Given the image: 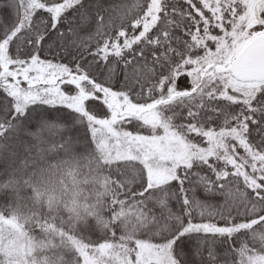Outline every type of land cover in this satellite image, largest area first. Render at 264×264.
<instances>
[{"label": "snow or ice", "instance_id": "6c2138e0", "mask_svg": "<svg viewBox=\"0 0 264 264\" xmlns=\"http://www.w3.org/2000/svg\"><path fill=\"white\" fill-rule=\"evenodd\" d=\"M0 264H264V0H0Z\"/></svg>", "mask_w": 264, "mask_h": 264}, {"label": "trees", "instance_id": "16d2710c", "mask_svg": "<svg viewBox=\"0 0 264 264\" xmlns=\"http://www.w3.org/2000/svg\"><path fill=\"white\" fill-rule=\"evenodd\" d=\"M37 192L40 193L39 196H37ZM96 192L97 186L94 183L81 184L79 199L83 202L85 198H94ZM22 195L24 199L21 203L26 214L36 212L41 217L49 215L48 207L49 199L51 198L52 204L59 208L60 215L65 219L70 214L71 202L74 198L70 179L55 171H46L43 174L38 172L34 187L30 190L25 188ZM33 228L35 229L34 235L37 241L47 239L39 228L35 225H33ZM54 253L56 255L63 254L69 259L71 258V252L64 248L36 247L37 257H52Z\"/></svg>", "mask_w": 264, "mask_h": 264}]
</instances>
